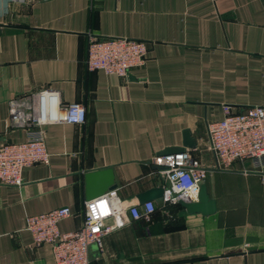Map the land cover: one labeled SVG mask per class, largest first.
Masks as SVG:
<instances>
[{
    "label": "crops",
    "instance_id": "obj_1",
    "mask_svg": "<svg viewBox=\"0 0 264 264\" xmlns=\"http://www.w3.org/2000/svg\"><path fill=\"white\" fill-rule=\"evenodd\" d=\"M90 36L146 42L144 66L124 78L88 70ZM44 90L82 104L85 122L46 126L47 163L25 168L20 187L0 184V264H55L50 245L33 246L26 219L67 207L59 229L78 231L88 172L111 168L126 206L163 190L153 159L182 147L185 130L215 211L148 200L151 219L106 234L90 264H264V175L240 163L212 169L206 135L223 105L264 106V0H0V147L26 136L10 124L8 101Z\"/></svg>",
    "mask_w": 264,
    "mask_h": 264
},
{
    "label": "built area",
    "instance_id": "obj_2",
    "mask_svg": "<svg viewBox=\"0 0 264 264\" xmlns=\"http://www.w3.org/2000/svg\"><path fill=\"white\" fill-rule=\"evenodd\" d=\"M147 52L144 41L90 36L86 66L90 71L124 78L131 70L144 66ZM7 105L10 124L24 129L26 136L23 142L0 147V184L20 187L25 168L48 161L44 128L59 123L83 124L86 113L79 103L63 106L59 93L53 90L17 96ZM221 109L223 117L206 125L208 150L214 159L212 169L230 170L240 163L244 173L264 175V106L239 110L223 105ZM153 164L162 168L160 173L166 182L161 197L163 205L197 201L209 170L191 150L159 156L153 159ZM155 211L151 201L126 206L111 190L85 202L83 225L76 232L63 233L59 229L60 222L72 215L67 207L29 216L25 227L33 246H51L55 264H90L91 246L101 250L106 234L121 228L128 220L149 221Z\"/></svg>",
    "mask_w": 264,
    "mask_h": 264
},
{
    "label": "water",
    "instance_id": "obj_3",
    "mask_svg": "<svg viewBox=\"0 0 264 264\" xmlns=\"http://www.w3.org/2000/svg\"><path fill=\"white\" fill-rule=\"evenodd\" d=\"M196 142L193 138H191L190 132L185 130L183 132V144L180 148H168L162 151L159 155L163 156L169 153H178L183 151L184 149H195ZM161 170V167H157ZM85 190H86V198L91 200L95 197H98L107 191H111L115 189V185L113 182V170L111 168H105L97 171L88 172L85 174ZM163 190L159 188H155L145 193L142 196L144 202L155 199L157 197L162 196ZM180 206H182L189 214L193 213H201L203 215L212 214L215 211V202L209 199L205 186L202 184L200 186L198 198L196 202L184 203L180 202Z\"/></svg>",
    "mask_w": 264,
    "mask_h": 264
},
{
    "label": "trees",
    "instance_id": "obj_4",
    "mask_svg": "<svg viewBox=\"0 0 264 264\" xmlns=\"http://www.w3.org/2000/svg\"><path fill=\"white\" fill-rule=\"evenodd\" d=\"M176 206L180 207L179 204H177ZM154 215V214H153Z\"/></svg>",
    "mask_w": 264,
    "mask_h": 264
}]
</instances>
